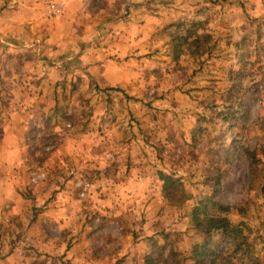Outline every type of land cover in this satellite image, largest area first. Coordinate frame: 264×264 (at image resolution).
<instances>
[{
  "label": "rangeland",
  "instance_id": "374dc122",
  "mask_svg": "<svg viewBox=\"0 0 264 264\" xmlns=\"http://www.w3.org/2000/svg\"><path fill=\"white\" fill-rule=\"evenodd\" d=\"M48 1V19L65 14L49 15ZM2 2L3 8L10 4V0ZM133 3L138 2L121 1L122 18L129 15ZM139 3L141 21L153 26L145 36V48L139 50L138 60L143 62L128 65L140 70L138 80L137 76L129 80V92L108 90L93 78L92 65L80 59L94 54L99 61L105 57L110 26L119 19L109 13L105 0H85L92 27L88 37L72 40L56 58L43 35L26 41L3 37L14 44L0 42L6 72L9 59L16 57L41 60L48 66L58 60L66 73L57 85L55 112L35 116L42 119L29 132L18 192L27 199L47 194L44 199L53 200L66 186L72 187L91 228L88 247L106 259L116 253L115 264H148L149 259L150 264H194L193 250L207 238L195 225L193 211L201 199L214 195L230 207L219 215L244 223L243 245L235 250L227 243L224 259L264 264V0ZM75 26L72 32L77 35L82 29ZM128 49L127 58L137 57V48ZM68 134L78 135L81 142L78 151H83L76 159L67 155ZM132 155H139L147 177L161 187L162 209L155 212L154 223L144 217L143 227L126 231L120 228L125 218L106 223L93 207L91 196L99 189L93 188L98 177L92 171L98 169L77 172L71 166L77 169L92 159L97 167H125L136 163ZM160 171L180 179V191L167 196ZM155 196L159 198L157 192ZM34 214L39 217L41 211L36 208ZM40 226L52 244L66 235L58 222L47 217ZM221 238L219 231L212 235L214 242ZM6 242L0 241L2 246L15 243L23 251L39 253V242L30 234ZM65 242L66 251L83 244L73 238Z\"/></svg>",
  "mask_w": 264,
  "mask_h": 264
},
{
  "label": "crops",
  "instance_id": "0c3cea01",
  "mask_svg": "<svg viewBox=\"0 0 264 264\" xmlns=\"http://www.w3.org/2000/svg\"><path fill=\"white\" fill-rule=\"evenodd\" d=\"M2 1L0 0V35L24 41L31 40L35 34L43 35L50 46V54L55 58L62 50L70 48L69 42L72 40H85L92 28L85 0H58L66 3V9L62 17L54 20L48 19L45 0H10V4L4 8ZM121 1L105 0L110 8L109 13L119 18L110 26V43L104 49L105 57L99 61L100 57L94 54L80 59L82 63L88 61L92 65L90 72L94 74L93 78L99 83H105L108 90L121 88L129 92V80L135 76L138 80L140 70L137 68L136 72L128 65L136 60L138 63L143 62L138 60V54H142L139 50L145 48V36L150 34L153 25L150 21L143 23L138 15L143 9L139 3L141 0H133L138 3H133L129 15L122 18ZM75 25H80V28ZM74 26L75 29H82L77 35L72 32ZM129 47L137 48V57L127 58L125 54ZM3 67L0 59V241L6 245V241L16 240L20 234L27 233L40 246L37 254L35 251L16 248L15 243L11 247L0 243V264H115L116 253L111 252L113 254L106 259L97 256L99 254L96 252L92 253V247H88L92 245L89 236L91 228L86 222L87 215L82 210V204L76 201L72 187L66 186L58 198L53 200L44 199L47 194L27 199L18 192L22 183L20 175L25 172L22 165L29 147L31 127L42 119L38 118L39 115L55 112L57 92H60L57 85L66 75L60 69V62L55 60L53 65L48 66L41 60L12 57L9 59L10 71L6 72ZM2 100H7V103L3 104ZM64 144L69 147L66 148L67 155H73L74 159L83 151H78L81 144L78 135L68 134L64 138ZM131 157L136 163L125 167L116 164L97 167L98 163L93 164L92 159H88L87 164L78 165L77 169L71 166L77 172L86 170L90 173L92 168L98 169L92 171L98 177L93 188L99 189L93 190V207L106 223L115 218L120 222L118 216L125 218L120 228H125L126 231L127 227H143L144 217L151 218L150 222L154 223L156 213L162 209L161 187L147 177L139 155ZM150 187L153 188L152 194L146 195V190L150 191ZM156 192L159 198H155ZM142 196L150 198L146 202ZM36 208L41 211L39 217L34 214ZM45 217L58 222L66 234L57 244H52V239L41 230L40 222ZM71 238L74 241L81 240L83 244H77L74 249L66 251L65 240ZM84 247L89 250H84ZM33 256H37V259Z\"/></svg>",
  "mask_w": 264,
  "mask_h": 264
},
{
  "label": "trees",
  "instance_id": "16d2710c",
  "mask_svg": "<svg viewBox=\"0 0 264 264\" xmlns=\"http://www.w3.org/2000/svg\"><path fill=\"white\" fill-rule=\"evenodd\" d=\"M160 179L163 181V192L171 196L173 192L180 191V179H176L171 174L159 172ZM181 192H184L181 189ZM230 207L217 201L214 195L204 197L198 202L193 211V221L197 228L206 236L204 245H196L193 250L192 260L194 264H234L232 261L223 257L227 247L226 244H233L235 250L240 249L245 237H243L242 225L233 223L227 215H219L220 212H229ZM226 213V214H227ZM215 231L222 234L219 242H214L212 235ZM225 244V245H224ZM243 250V249H242ZM150 259L148 264H150Z\"/></svg>",
  "mask_w": 264,
  "mask_h": 264
},
{
  "label": "built area",
  "instance_id": "2783aa9c",
  "mask_svg": "<svg viewBox=\"0 0 264 264\" xmlns=\"http://www.w3.org/2000/svg\"><path fill=\"white\" fill-rule=\"evenodd\" d=\"M47 10L49 15L51 16H58L64 13L65 10V5L63 2L61 1H57V0H49L47 3ZM0 42L3 44H6L8 46H13V42L12 41H8L5 38L0 36Z\"/></svg>",
  "mask_w": 264,
  "mask_h": 264
}]
</instances>
